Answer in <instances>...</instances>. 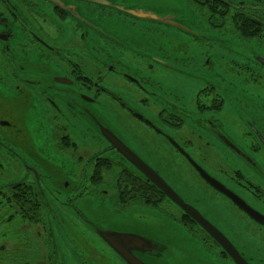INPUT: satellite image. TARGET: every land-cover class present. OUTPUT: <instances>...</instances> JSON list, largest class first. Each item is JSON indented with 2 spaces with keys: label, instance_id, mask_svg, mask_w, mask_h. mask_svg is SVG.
Masks as SVG:
<instances>
[{
  "label": "flooded vegetation",
  "instance_id": "1",
  "mask_svg": "<svg viewBox=\"0 0 264 264\" xmlns=\"http://www.w3.org/2000/svg\"><path fill=\"white\" fill-rule=\"evenodd\" d=\"M59 1L62 5L52 0H0V264H98V249L84 239L89 220L76 204L108 196L122 209L141 205L160 210L220 261L235 264L138 173L99 124L138 156H176L212 198L249 218L204 182L193 162L264 214L240 192L244 188L260 196L252 180L263 183L264 170L252 155L264 152V116H245L241 108L246 101L240 97L231 107L230 83L209 69L210 64L201 75L204 85L195 91L191 83L200 76L193 51L178 57L155 41L114 32L104 25L110 13L102 5ZM188 2L208 13L210 26L230 27L243 40L264 41V0ZM120 18L148 25L139 18ZM251 24L258 29L247 37ZM191 40L192 45L198 42H187ZM263 60L257 57L255 62L264 65ZM14 105L25 110L24 116L30 114L26 121L21 110L12 116ZM104 108L131 133V141L107 120ZM232 108L242 116L230 117ZM216 156L220 161L224 157L225 165L234 167L245 183L216 169ZM143 160L158 173V166ZM188 203L223 231L199 204ZM250 221L264 232L263 225ZM56 230L64 243L56 242ZM111 253L119 264H126L112 249Z\"/></svg>",
  "mask_w": 264,
  "mask_h": 264
},
{
  "label": "rangeland",
  "instance_id": "2",
  "mask_svg": "<svg viewBox=\"0 0 264 264\" xmlns=\"http://www.w3.org/2000/svg\"><path fill=\"white\" fill-rule=\"evenodd\" d=\"M107 1L114 7L121 6L128 10L139 9L152 13L162 18L163 21L138 20L132 15L119 12L112 6H105L106 11L110 13L105 20L103 18L105 26L113 27L114 32L117 33H126L148 41H155L163 48L166 47L167 52L178 57H184L185 55L182 54L184 51H193L198 58L195 71L200 76V78H195L198 81L191 83L195 91L204 85L201 75L205 74L206 68L210 64L209 69L220 73L230 83L228 104L231 107L235 100H239L237 97H240L246 101V106L241 108L245 116H264V65L255 62L257 57L264 59V41L243 40L236 36L230 27L214 28L210 26L207 20L208 13L197 6L190 5L188 0ZM120 16L147 22L148 25L144 28L140 23L134 25L129 22L128 24ZM188 38L197 39L198 42L192 45V40L187 42ZM13 107H16L17 113L13 111L12 116L22 114L21 117L26 121L30 114L24 116V109L18 105ZM18 111H20L19 114ZM104 115L117 129H121L124 139L131 141V133L122 130V124L116 119L114 113L110 112L108 108H104ZM229 116L239 117L242 115L232 108ZM231 136L237 138L235 133H231ZM241 143L243 142L241 141ZM140 157L158 166V174L183 199L199 204L204 214L214 221L224 234L226 233L225 235L239 252L243 253L250 264H264V232L249 218L235 213L233 207L225 201L212 198L204 190L201 182L195 178L193 172L178 161L176 156L158 157L144 153ZM222 158L220 161V158L216 156L213 162L214 167L224 169L223 174L245 183L244 178L236 177V173L233 171L234 167L226 166L225 158ZM252 158L264 170V152L252 155ZM252 181L255 194L260 195L257 197L258 200L249 190L242 188L240 192L255 207L264 210V181L263 183ZM164 205L172 211L176 207L169 202H165ZM76 206L81 207L82 212L89 220L90 224H87L84 239L88 246L98 249V264H119V260L114 258L111 249L107 248L106 243L96 234V228L137 234L162 246L157 255L139 254L148 264H226L225 262L228 264V260L220 261L214 255L215 252L206 250L200 240L194 238L180 223L158 209L141 205H131L122 209L115 198L109 196L102 199L90 197L81 201L80 204L77 203ZM71 219L73 220V216ZM71 222L73 223V221ZM54 226L57 227L56 224ZM59 235L56 230V242L64 243ZM216 255L218 256V254Z\"/></svg>",
  "mask_w": 264,
  "mask_h": 264
},
{
  "label": "water",
  "instance_id": "3",
  "mask_svg": "<svg viewBox=\"0 0 264 264\" xmlns=\"http://www.w3.org/2000/svg\"><path fill=\"white\" fill-rule=\"evenodd\" d=\"M56 4L62 3L59 0H52ZM102 6H112L107 0H83ZM114 7V6H112ZM119 12H124L139 19L160 20L158 16L137 10H128L124 7H114ZM264 64V60H263ZM101 133L110 143L121 153L130 163L133 164L147 180L151 181L158 189L164 193L176 206L180 207L197 225L200 226L233 260L235 264H250L248 260L236 248L232 241L211 221L200 213L194 206L186 202L165 179H163L151 166L140 158L134 151L125 145L106 126L99 124ZM264 143V142H263ZM193 167L204 182L210 187L224 195L236 204L250 219L264 226V214L249 205L240 195L228 188L224 183L209 174L200 165L193 162ZM97 235L126 263V264H148L139 254L157 255L162 246L154 241L137 234L117 232L113 230H103L96 228Z\"/></svg>",
  "mask_w": 264,
  "mask_h": 264
},
{
  "label": "trees",
  "instance_id": "4",
  "mask_svg": "<svg viewBox=\"0 0 264 264\" xmlns=\"http://www.w3.org/2000/svg\"><path fill=\"white\" fill-rule=\"evenodd\" d=\"M247 31H246V33H245V36H247V37H250V36H252V33L254 32V31H256L258 28L255 26V25H253V24H251V26H248L247 28ZM138 172V171H137ZM139 173V172H138ZM140 175H142L141 173H139ZM143 176V175H142ZM124 177V176H123ZM125 179H128L127 177H125ZM133 179H135V178H133ZM127 181H133L132 179H128ZM132 183V182H131ZM137 182H135V189H137ZM125 187H127V186H125Z\"/></svg>",
  "mask_w": 264,
  "mask_h": 264
}]
</instances>
